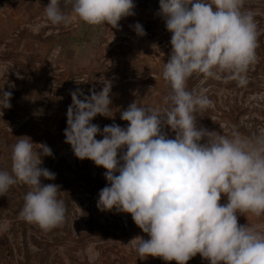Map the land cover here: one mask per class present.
I'll return each instance as SVG.
<instances>
[{"label": "clouds", "instance_id": "clouds-1", "mask_svg": "<svg viewBox=\"0 0 264 264\" xmlns=\"http://www.w3.org/2000/svg\"><path fill=\"white\" fill-rule=\"evenodd\" d=\"M245 4L159 0L156 15L171 34L162 69L170 88L162 98L163 109L135 99L119 109L126 126L113 122L101 129L92 121L98 115L114 119L112 80L102 78V89L89 95L80 88L69 93L65 143L76 158L106 170L107 183L98 192L96 206L131 214L149 237L130 241L140 259L187 264L199 254L209 264H264V226L238 223V215L264 216V130L248 135L233 126L224 134L198 125L197 113L212 101L204 90L187 87L194 75L235 81L240 87L248 84L247 72L258 59L259 32L257 12ZM135 8L134 0H49L43 20L68 27L71 14L88 25L119 29V22L134 16ZM29 27L36 32L41 25ZM130 28L139 37L146 35L139 22ZM11 97L3 86L0 110L11 107ZM16 138L10 169L0 167V196L22 182L28 191L18 218L43 230L61 226L66 216L61 186L41 182L56 178L42 167L43 158L53 156L52 149L26 135Z\"/></svg>", "mask_w": 264, "mask_h": 264}, {"label": "rangeland", "instance_id": "rangeland-1", "mask_svg": "<svg viewBox=\"0 0 264 264\" xmlns=\"http://www.w3.org/2000/svg\"><path fill=\"white\" fill-rule=\"evenodd\" d=\"M134 3L146 35L135 42L131 56L128 50L132 42L114 33L112 37L111 26L86 25L79 34L78 19L63 27L42 23L43 16L38 15L30 25L39 23L36 32L44 39L2 51L0 66L9 70L0 67V89L4 86L12 97L11 107L0 110V167L10 169L16 137L26 135L35 143H46L53 156L44 157L42 167L56 173V178H41V182L61 186L59 198L64 200L66 216L61 226L49 230L19 219L28 187L22 182L11 186L0 196V264H176L159 257H138L130 241L136 236L148 239V235L131 214L98 210L96 201L107 183L103 175L106 170L88 159L76 158L63 134L67 108L72 103L70 91L80 88L85 95L90 90L100 91L102 78L113 82L114 119L95 117L92 122L101 129L113 122L126 126L119 109L127 108L135 99L149 107H165L162 98L170 88L162 78V69L171 34L156 15L159 0ZM245 7L257 12L259 32L258 59L247 72L248 84L240 87L235 81L196 75L187 82L189 90H204L212 101L209 108L197 113L198 125L224 134L233 126L248 135L264 130V0H246ZM56 46L61 47L57 58L51 54ZM165 131L174 137V132ZM238 223L264 226V216L238 215ZM187 264L209 262L197 254Z\"/></svg>", "mask_w": 264, "mask_h": 264}, {"label": "crops", "instance_id": "crops-1", "mask_svg": "<svg viewBox=\"0 0 264 264\" xmlns=\"http://www.w3.org/2000/svg\"><path fill=\"white\" fill-rule=\"evenodd\" d=\"M41 7L38 3L29 0H0V58L3 50H15L26 43H38L44 37L37 32L27 29L32 23L34 17L39 15ZM70 14V11H69ZM141 15H135L123 18L119 24V29L111 28V36L120 35L127 41L132 42L133 46L128 50L129 56L135 52V42L140 41V37L130 28V25L139 22ZM70 19H78L70 14ZM80 25L79 34L83 33L86 23L78 19ZM78 25V26H79ZM97 27V26H95ZM110 33V31H109ZM114 33V34H113Z\"/></svg>", "mask_w": 264, "mask_h": 264}, {"label": "built area", "instance_id": "built-area-1", "mask_svg": "<svg viewBox=\"0 0 264 264\" xmlns=\"http://www.w3.org/2000/svg\"><path fill=\"white\" fill-rule=\"evenodd\" d=\"M29 1L34 2V3H38L40 5L41 10H40L38 16L39 17L43 16V8H44L45 5L48 4L49 0H29ZM43 22H44V20L42 21V23ZM60 48H61L60 46L54 47V49H53V51L51 53L53 57L57 58L60 55Z\"/></svg>", "mask_w": 264, "mask_h": 264}]
</instances>
